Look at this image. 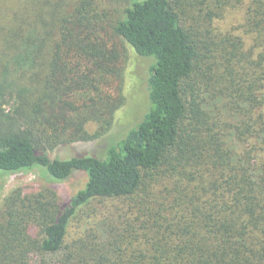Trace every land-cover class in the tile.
I'll list each match as a JSON object with an SVG mask.
<instances>
[{"label":"trees","instance_id":"16d2710c","mask_svg":"<svg viewBox=\"0 0 264 264\" xmlns=\"http://www.w3.org/2000/svg\"><path fill=\"white\" fill-rule=\"evenodd\" d=\"M14 5L0 15L2 179H86L66 197L8 194L0 264H264V0ZM128 45L155 58L143 118L103 155H53L109 134Z\"/></svg>","mask_w":264,"mask_h":264},{"label":"rangeland","instance_id":"374dc122","mask_svg":"<svg viewBox=\"0 0 264 264\" xmlns=\"http://www.w3.org/2000/svg\"><path fill=\"white\" fill-rule=\"evenodd\" d=\"M15 1L0 0V15H3L6 11H14ZM11 6H14V8ZM6 20L8 21V19ZM0 21H2L1 17ZM128 49L129 59L126 66L124 82L126 103L117 112L114 125L109 134L92 142H76L70 145L60 146L57 151H53V155H70L72 152H90L103 155L111 142L123 135L127 129L134 126L143 118L144 113L149 108L147 84L155 58L140 56L130 45H128ZM16 105L12 100L6 101L2 108L7 115H10L13 113ZM3 175L4 171L0 170V204L16 188L24 187L26 192L36 191L35 189L40 188L44 183L52 184L60 196L66 197L80 188L86 179V175L83 172H77L68 181L53 183L48 182L38 170L10 174L2 179Z\"/></svg>","mask_w":264,"mask_h":264}]
</instances>
